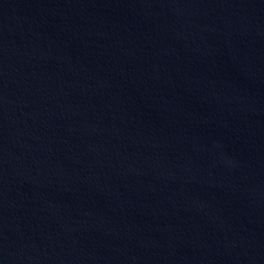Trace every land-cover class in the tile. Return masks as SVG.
I'll return each instance as SVG.
<instances>
[{
	"label": "water",
	"instance_id": "water-1",
	"mask_svg": "<svg viewBox=\"0 0 264 264\" xmlns=\"http://www.w3.org/2000/svg\"><path fill=\"white\" fill-rule=\"evenodd\" d=\"M0 264H264V0H0Z\"/></svg>",
	"mask_w": 264,
	"mask_h": 264
}]
</instances>
